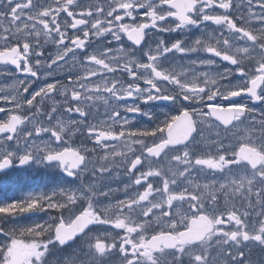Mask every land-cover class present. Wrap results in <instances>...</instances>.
I'll return each instance as SVG.
<instances>
[{"label": "snow or ice", "instance_id": "snow-or-ice-1", "mask_svg": "<svg viewBox=\"0 0 264 264\" xmlns=\"http://www.w3.org/2000/svg\"><path fill=\"white\" fill-rule=\"evenodd\" d=\"M0 78V172L78 181L0 264H264V0H0Z\"/></svg>", "mask_w": 264, "mask_h": 264}, {"label": "flooded vegetation", "instance_id": "flooded-vegetation-1", "mask_svg": "<svg viewBox=\"0 0 264 264\" xmlns=\"http://www.w3.org/2000/svg\"><path fill=\"white\" fill-rule=\"evenodd\" d=\"M198 35H200V33L196 31L195 33H190L189 38H194ZM8 82V78H0V84ZM29 91L31 92V89ZM25 95L28 94L26 93ZM254 106L257 108L260 107L259 105ZM153 110L156 112L168 111V109L163 107V104L157 105ZM3 115V113H0V117ZM137 123L141 126H151V122H145V120H138ZM77 184L78 181L73 177L66 176L60 168L38 165L35 163L24 167L17 164L7 172H0V204L13 202L29 192H52L64 188H75ZM44 219H47V215L44 213L35 215L25 214L19 217L14 223L25 225ZM253 255L254 258L259 259V249H255Z\"/></svg>", "mask_w": 264, "mask_h": 264}]
</instances>
